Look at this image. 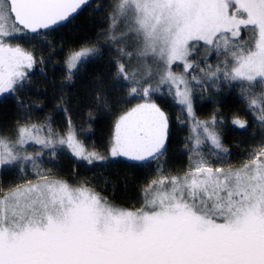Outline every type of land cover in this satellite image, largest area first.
I'll use <instances>...</instances> for the list:
<instances>
[{
	"label": "snow or ice",
	"instance_id": "snow-or-ice-1",
	"mask_svg": "<svg viewBox=\"0 0 264 264\" xmlns=\"http://www.w3.org/2000/svg\"><path fill=\"white\" fill-rule=\"evenodd\" d=\"M85 14L94 36L70 46ZM57 41L66 75L54 99L65 114L63 90L90 64L105 66L91 100L113 116L103 152L71 117L63 130L51 116L33 120L38 106L24 94L34 75L47 78ZM210 90L217 100L238 90L260 129L236 164L229 129L251 125L219 108L200 119L194 100ZM165 97L181 107L176 121L186 130L187 164L175 172ZM9 101L16 115L0 123V264H264V0H0V104ZM64 157L77 166L68 177ZM117 163L150 170L139 206L118 204L103 194L107 181L98 191L81 175Z\"/></svg>",
	"mask_w": 264,
	"mask_h": 264
},
{
	"label": "trees",
	"instance_id": "trees-1",
	"mask_svg": "<svg viewBox=\"0 0 264 264\" xmlns=\"http://www.w3.org/2000/svg\"><path fill=\"white\" fill-rule=\"evenodd\" d=\"M93 23L98 24L99 21ZM78 24L81 27L76 32H70L67 36V43L70 46H74L77 41H83L94 36V32L91 30V25L87 20V14L80 17ZM62 44L60 41L56 43V53L51 56L50 62L47 63L46 72L47 78L39 75L33 76L32 88L24 94L26 101H30L36 104L38 107L33 115L34 121H42L47 116L53 117L54 124L57 130L66 129L68 126V118L71 117L72 123L79 129L83 127L86 131L94 133L87 139L89 146H95L97 150L103 152L105 145L107 144L110 126L113 120V116L109 114L107 109H96L95 105L91 103L93 88L95 86L94 77L101 75L104 72V65L93 64L89 65L88 72L82 77L74 81L73 84H69L67 88L63 90V94L67 97L65 106L68 108L67 114L62 109L57 108V103L54 97L60 95L59 86L64 82L65 66L63 63L67 49L63 52L60 51ZM38 55L48 56V50L44 49L38 52ZM195 55V54H194ZM214 59V58H213ZM175 70V69H174ZM39 72V69H36ZM105 89L108 91L109 97H116L119 92H113L110 88L111 81L105 78L103 81ZM217 94L209 91L208 95H205L203 99L197 96L194 100L197 115L200 119L208 118L213 111L217 108L222 109L224 114L231 118L233 114H239L242 119H246L250 123L247 131L243 129H237L232 131L229 129V134L226 137V144L233 153V163H238L242 150L246 144L251 143V137L253 135L259 136L260 129L256 124H252V117L250 115H244L241 110V103L237 99L238 90L235 93L225 91L220 94V98L214 99ZM165 107L172 116L174 126V136L167 153L168 166L173 172L186 166L187 157L183 154V141L186 135V130L178 126L176 121L177 116H182L183 112L179 104L174 103L170 98L165 97ZM136 101H133L135 103ZM160 102V101H158ZM91 112L92 119L89 120V113ZM5 113L8 121H12L16 115V107L14 102L9 101L7 107L0 104V123L5 120ZM83 138V137H82ZM34 149L29 148L28 151ZM62 173L65 177H68L72 170L76 168L74 161L70 157H64L61 162ZM154 168V165H153ZM81 175H87L88 177H94L93 184L97 186L99 191L104 187L105 181L108 182L109 189L104 192V195H109L118 204L125 206H131L140 200L141 194L139 189L144 186L146 178H151L150 170L133 169L128 168L123 164H113L107 170L103 169H80ZM154 174V173H152ZM126 181V183H125ZM115 186L116 194L111 196L112 187Z\"/></svg>",
	"mask_w": 264,
	"mask_h": 264
},
{
	"label": "rangeland",
	"instance_id": "rangeland-1",
	"mask_svg": "<svg viewBox=\"0 0 264 264\" xmlns=\"http://www.w3.org/2000/svg\"><path fill=\"white\" fill-rule=\"evenodd\" d=\"M178 104V103H177Z\"/></svg>",
	"mask_w": 264,
	"mask_h": 264
}]
</instances>
